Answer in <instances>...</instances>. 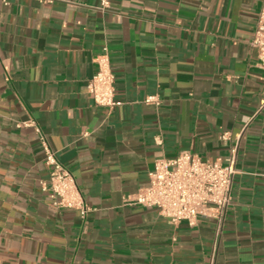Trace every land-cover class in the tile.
Masks as SVG:
<instances>
[{"label": "crops", "instance_id": "1", "mask_svg": "<svg viewBox=\"0 0 264 264\" xmlns=\"http://www.w3.org/2000/svg\"><path fill=\"white\" fill-rule=\"evenodd\" d=\"M264 0H0V261L210 264L216 221L132 204L156 160L238 149L216 264H264ZM107 49L113 109L87 91ZM157 97L159 105L147 104ZM34 121L90 209H57ZM228 133L223 141L222 135Z\"/></svg>", "mask_w": 264, "mask_h": 264}, {"label": "built area", "instance_id": "2", "mask_svg": "<svg viewBox=\"0 0 264 264\" xmlns=\"http://www.w3.org/2000/svg\"><path fill=\"white\" fill-rule=\"evenodd\" d=\"M6 3V0H2ZM251 47L256 53L259 68L264 71V1L257 18ZM97 73L88 81L87 91L97 107L113 109L123 105L116 99L115 76L107 49L96 59ZM147 104L159 105L157 97H148ZM17 127H34L40 135L46 152V165L50 167V178L42 182L43 191L48 192L57 209H74L86 218L90 209L78 187L73 174L57 159L34 121L18 123ZM229 134L221 139L226 141ZM238 149L231 150L224 162H211L192 152L180 153L173 159L156 160L149 174L150 185L139 191L132 200L133 205L155 208L161 217L174 225L187 222L195 226L202 219L216 221V239L210 264H216L220 238L223 233L227 209L231 202L232 186L237 174ZM0 264H3L0 261Z\"/></svg>", "mask_w": 264, "mask_h": 264}]
</instances>
